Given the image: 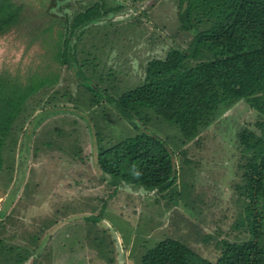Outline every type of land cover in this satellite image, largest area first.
<instances>
[{"label":"rangeland","instance_id":"1","mask_svg":"<svg viewBox=\"0 0 264 264\" xmlns=\"http://www.w3.org/2000/svg\"><path fill=\"white\" fill-rule=\"evenodd\" d=\"M23 1L41 20L48 11L63 17L94 2L109 9L77 40L78 55L89 58L82 77L63 66L54 83L31 97L29 105L41 103L5 153L0 217H6L7 240L21 243L39 230L44 244L26 264H140L146 248L169 236L215 261L222 239L249 237L236 187L239 133L258 130L262 115L238 99L183 145L175 123L146 107L124 113L117 102L142 83L148 60L191 44L179 0ZM25 45L17 33L0 38V65H14ZM43 50L31 46L25 61L38 63ZM143 128L176 152L186 149L184 157L176 155L177 180L165 191L115 185L98 168V145Z\"/></svg>","mask_w":264,"mask_h":264},{"label":"trees","instance_id":"2","mask_svg":"<svg viewBox=\"0 0 264 264\" xmlns=\"http://www.w3.org/2000/svg\"><path fill=\"white\" fill-rule=\"evenodd\" d=\"M47 13L48 19L41 20L30 14L23 0H0V38L17 33L26 39L17 62L0 65V174L11 139L23 132V124L33 120L41 103L37 99L29 105V99L54 83L63 66L82 77L89 58L78 55L77 40L109 9L94 2L73 15ZM179 20L193 33L189 47L174 46L148 60L142 83L117 102L124 113L146 107L175 123L183 145L238 99L262 115L256 122L259 131L244 127L239 133L236 187L249 237L222 239L220 253L212 261L169 236L146 248L140 264H264V0H179ZM38 43L44 49L38 63L25 61L28 49ZM49 68L52 72L44 74ZM185 154L184 147L176 152L143 128L120 141L98 145L96 162L104 178L115 185L165 191L177 180L176 155ZM39 239L38 230L21 243L8 242L6 217H0V264H26L44 246Z\"/></svg>","mask_w":264,"mask_h":264}]
</instances>
